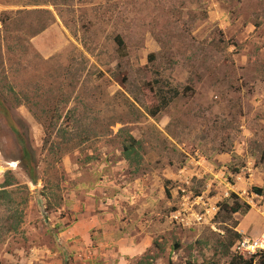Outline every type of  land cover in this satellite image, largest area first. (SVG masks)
I'll use <instances>...</instances> for the list:
<instances>
[{
    "label": "rangeland",
    "instance_id": "rangeland-1",
    "mask_svg": "<svg viewBox=\"0 0 264 264\" xmlns=\"http://www.w3.org/2000/svg\"><path fill=\"white\" fill-rule=\"evenodd\" d=\"M1 191L0 264H228L264 233V0H0Z\"/></svg>",
    "mask_w": 264,
    "mask_h": 264
},
{
    "label": "trees",
    "instance_id": "trees-1",
    "mask_svg": "<svg viewBox=\"0 0 264 264\" xmlns=\"http://www.w3.org/2000/svg\"><path fill=\"white\" fill-rule=\"evenodd\" d=\"M1 21H2V24L4 25V27H6V29H8L9 26L7 27L6 19H3ZM37 29L38 30L35 33H38L41 30H43L44 29L43 24L39 25V27ZM115 40L118 43L119 47L122 48L123 47V40L121 38H119L118 36L115 37ZM61 131H63L64 133L68 132L67 129L66 130L61 129ZM60 137H64V134H61ZM69 142H70V139H69ZM78 143H80V142H78ZM72 145H74V144L72 143ZM77 145L78 144H75L74 146L69 145V147H76ZM140 148H141L140 142L138 140H136L135 138H133L132 136L127 135L124 137L123 142H122V150H121L122 156L124 157V159H126L128 161H133V163L137 164L138 163L137 157L139 155L137 152V149H140ZM49 149L50 150L52 149L51 146L49 147ZM68 149H69L68 146L64 147V145H58L56 147V149L54 150V153L56 155V159L60 160V157L62 155H64L66 153L65 151H67ZM33 169H34V167L28 169V175L31 178L32 182H35V176H34ZM233 169H234V172L237 171V168H233ZM8 183L9 182H7L4 186H7ZM11 184H12V182L9 185H11ZM255 190L260 191L258 189H255ZM2 191L0 192V195H3L4 192H2ZM46 204H47L48 208L51 207L50 201L46 202ZM221 209L225 210L227 212L236 213V212H239L240 210H242L243 206L241 204H239L238 202H232V204H229L228 201H225V202L221 203ZM16 214H17V212H14L10 217L13 220V222H12L13 224H11L10 227L11 228L15 227L14 229H16L19 226L18 221H20V218H21V213L18 212L17 218H19V217L20 218L18 219V221H16ZM235 236L239 237V235L236 233H235ZM232 243H233V241H231V240H228L226 243H223V246H225L224 247V255L228 254L229 248L231 247ZM229 254H230V252H229ZM254 258H255V255H251L249 259H246V258H243L242 256H239L236 254H230L228 264H252V261ZM258 261L260 264H264V255L263 254H259Z\"/></svg>",
    "mask_w": 264,
    "mask_h": 264
},
{
    "label": "built area",
    "instance_id": "built-area-1",
    "mask_svg": "<svg viewBox=\"0 0 264 264\" xmlns=\"http://www.w3.org/2000/svg\"><path fill=\"white\" fill-rule=\"evenodd\" d=\"M198 198V197H197ZM212 209H216V207H212ZM210 209H206L207 211ZM197 215V213L195 214ZM181 214L178 212V214H175V219L180 217ZM199 219H202V216L199 217ZM180 220H184L183 218ZM236 255L246 257L247 255L251 256L253 254H264V233H262L259 237L250 239L249 238H242L239 239L233 248Z\"/></svg>",
    "mask_w": 264,
    "mask_h": 264
}]
</instances>
